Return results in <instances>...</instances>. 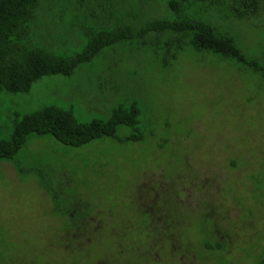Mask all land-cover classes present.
<instances>
[{
  "label": "rangeland",
  "instance_id": "1",
  "mask_svg": "<svg viewBox=\"0 0 264 264\" xmlns=\"http://www.w3.org/2000/svg\"><path fill=\"white\" fill-rule=\"evenodd\" d=\"M195 14L264 62V10L241 21L207 5ZM169 15L160 0H40L27 43L70 55L85 30ZM149 42L0 94V140L15 114L53 105L88 123L131 102L141 136L119 126L116 139L79 148L29 137L1 161L0 264H264V80L190 50L164 66Z\"/></svg>",
  "mask_w": 264,
  "mask_h": 264
},
{
  "label": "trees",
  "instance_id": "2",
  "mask_svg": "<svg viewBox=\"0 0 264 264\" xmlns=\"http://www.w3.org/2000/svg\"><path fill=\"white\" fill-rule=\"evenodd\" d=\"M39 1L0 0V94H27L41 78L69 77L77 67L89 63L104 49L134 40L142 41L143 45L146 40L150 41L156 55L159 51L164 66L168 60L175 61L179 53L190 50L232 61L264 80V62L246 54L232 34L195 14L196 6L207 5L232 19L247 20L264 10V0H160L169 10V17L148 20L138 26L113 24L96 31L85 30L83 47L70 55L55 54L27 43ZM149 36L153 39H147ZM139 116L135 102L118 105L106 120L95 119L88 123H80L70 110L53 105L15 114L10 139L0 140V162L11 161L29 137L51 136L62 145L79 148L100 138L116 139L117 128L126 126L135 132L127 140L137 141L141 138L136 129ZM204 246L209 249L206 243Z\"/></svg>",
  "mask_w": 264,
  "mask_h": 264
}]
</instances>
